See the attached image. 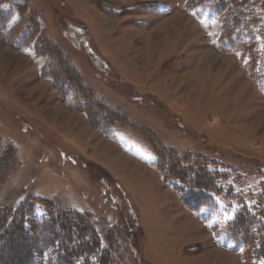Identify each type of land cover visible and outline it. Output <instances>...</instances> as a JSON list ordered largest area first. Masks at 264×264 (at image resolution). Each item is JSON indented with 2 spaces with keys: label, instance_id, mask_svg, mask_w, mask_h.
Here are the masks:
<instances>
[{
  "label": "rangeland",
  "instance_id": "obj_1",
  "mask_svg": "<svg viewBox=\"0 0 264 264\" xmlns=\"http://www.w3.org/2000/svg\"><path fill=\"white\" fill-rule=\"evenodd\" d=\"M208 1L0 0V210L32 198L38 214L41 200L86 212L112 264H251L226 223L264 204V0H245L226 35L231 6ZM60 81L77 88L68 101ZM198 154L219 186L205 220L149 183ZM114 161L136 175H112Z\"/></svg>",
  "mask_w": 264,
  "mask_h": 264
},
{
  "label": "trees",
  "instance_id": "obj_2",
  "mask_svg": "<svg viewBox=\"0 0 264 264\" xmlns=\"http://www.w3.org/2000/svg\"><path fill=\"white\" fill-rule=\"evenodd\" d=\"M208 2L210 9L218 14L226 11L228 8L226 5L231 6V17L223 22V34L230 32L229 23L230 28H234V33L235 21L246 12L245 0ZM192 3V0H189L188 5L192 6ZM243 38L239 32L237 38L233 40L230 36L229 44L231 46L243 44ZM247 40L251 45L253 39ZM255 79L259 89L264 88V68L257 71ZM59 88L66 101L70 100L73 92H77V88L66 81H60ZM87 98L88 96L85 97L86 100ZM81 105L83 106V103ZM89 105L91 108L96 106L94 103ZM83 109L93 126L97 128L105 126V129L112 126L110 123L106 125L99 111L94 113L91 111L89 114L87 109ZM208 163H211V160H206L204 156L198 154L191 159L187 167L178 165L180 167L177 169L178 172L174 173L175 178L170 175L167 177L168 172L166 174L165 170L159 167L165 185L180 196L186 208L199 214L204 220L208 219L209 215H203L201 211L204 208L210 211L216 208L212 192H217L219 188L217 173L208 167ZM40 202L39 206L43 205V212L40 214L37 212V201L32 198L12 208L5 207L0 210V246H7L11 253L17 252L15 259L4 255L0 259V264H112L110 258L106 257H109L111 249L98 245L96 229L90 224L91 220L86 212L75 209L62 210L47 200ZM3 212L4 214L8 212L7 216L4 215L6 217L2 216ZM226 232L237 245L244 248L243 253L251 264H257L264 259V204L256 211L246 204L241 206L234 218L226 223ZM17 234L18 240L14 238ZM7 236H11V240L1 242ZM95 238L97 242H94ZM18 245L23 246L21 251L18 250Z\"/></svg>",
  "mask_w": 264,
  "mask_h": 264
},
{
  "label": "crops",
  "instance_id": "obj_3",
  "mask_svg": "<svg viewBox=\"0 0 264 264\" xmlns=\"http://www.w3.org/2000/svg\"><path fill=\"white\" fill-rule=\"evenodd\" d=\"M157 11L159 12V14H161V15H163V14H166V13H168V12H171V9H169V8H164V6L163 5H158L157 6ZM110 140V139H109ZM118 150L120 151V153L124 156V157H127V158H131L132 159V157H131V154H129V153H126L125 151L123 152L122 151V149H119L118 148ZM135 161H137V160H135ZM137 162H139L140 163V161H137ZM115 166H116V163H115V161H114V163H113ZM142 164V163H141ZM116 167H118V168H120V170H121V172L122 173H124V174H122V173H120V172H118V171H116L115 169H113L112 167H110L111 169V173H112V175H116V174H120L121 176H131V175H136V174H134V173H131L130 171H127L126 169H123V168H121L119 165L118 166H116ZM147 167H149L148 169H152L155 173H158L157 171H156V169H154V167H152V166H149V165H147ZM118 170V169H117ZM161 174V173H160ZM154 175V174H153ZM139 176L140 175H138L137 177L139 178ZM158 177H159V179H158V181H157V183H155V179H157V178H155V175H154V177H152V178H150V182L149 183H154V185L156 184H158L159 185V187L161 188V186H163L164 185V183H163V177H162V175L160 176L159 174H158ZM142 178V177H141ZM140 178V179H141ZM143 179V178H142ZM148 180V179H147ZM142 182V181H141ZM145 183L146 182H144V184H143V182H142V185H145ZM172 190V192L174 193V190L173 189H171ZM171 193V192H170ZM170 195V194H169ZM179 200V199H178ZM180 201V200H179ZM181 202V201H180ZM174 202H172V204H173ZM182 204V203H181ZM165 205H168L169 206V204L167 203V204H165ZM182 206L184 207H179V208H177V210H183V211H187L188 209L182 204ZM187 209V210H186ZM172 210H170V209H168V211H167V214L165 213V216L168 218V217H170L172 220H174L175 218H174V216H173V212H171ZM189 212L191 211V210H188ZM192 212V211H191ZM194 213V212H193ZM195 214V213H194ZM195 215H197V214H195ZM176 225H178V224H176ZM183 226V225H182ZM184 227V226H183Z\"/></svg>",
  "mask_w": 264,
  "mask_h": 264
}]
</instances>
